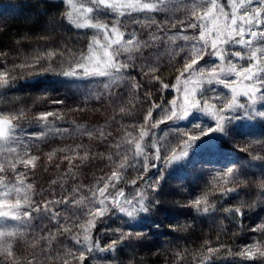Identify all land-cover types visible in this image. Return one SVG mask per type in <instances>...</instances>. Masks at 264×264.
I'll return each instance as SVG.
<instances>
[{
    "label": "snow or ice",
    "instance_id": "6c2138e0",
    "mask_svg": "<svg viewBox=\"0 0 264 264\" xmlns=\"http://www.w3.org/2000/svg\"><path fill=\"white\" fill-rule=\"evenodd\" d=\"M62 3L67 5L64 17L69 24L77 29L91 28L101 33L102 38L94 35L86 52L69 60L67 68L59 72V75L70 79L107 78L108 82L103 85L105 93L97 94L96 98L99 99L101 95L112 98L109 103L117 105L113 108V120L116 115L133 114L136 106L134 101L140 97V90L144 87L132 72L139 73L141 80L148 84H157L156 91L161 96L157 102L152 99L151 91L143 92L145 102L149 104L143 121L138 124H122L119 130L123 134L115 142L109 140L112 132L106 131L107 123L86 131H81L83 125H77V131L82 135L106 144L108 149L115 151L93 152L87 145L77 144L73 148H59L45 153L46 162L53 161L57 152L63 154L60 163L65 160L68 162L67 170L60 177L61 191L57 194L56 189L49 188L48 196L38 191L34 182H29V176L35 174L41 156L34 154L17 134V122L24 113H0V264H22V261L23 264H96L97 253L114 255L117 247L125 243L132 247L146 233L131 228H112L108 221L116 213L127 217L128 222L136 221L141 218V214L150 213L160 203L159 197L150 199V193L162 191V182L165 180L163 170L149 182L146 176L150 169L163 163L166 170L173 162L186 157L188 148L196 141L212 134L226 135V126L234 121L264 120V110L259 107L264 106V0H227V11L221 0H199L183 5L184 17H177L171 22L158 21L155 15L150 14L173 11L172 0H62ZM174 10L180 11L181 8L176 7ZM94 13L112 14L117 19L105 20L103 16L97 17ZM133 13L143 14L141 17H133L131 23L146 31V37H142L136 29L127 31L119 19ZM177 25L181 26L180 31L172 32ZM188 29L197 30L198 34H187ZM178 41L184 43L177 46ZM161 45L164 47L161 48ZM233 47L245 51L232 50ZM3 55L6 53H0V56ZM56 55L63 57L65 53L47 50L36 56V62L40 59L51 61ZM68 56L74 57L75 54L69 51ZM165 56L168 64L180 57L179 63L173 66L178 73L176 84H183L180 88L171 86L177 95L166 103L163 94L169 90L170 85L157 75L163 67L161 61ZM205 57L215 58L217 62L208 65ZM245 59L247 64H238L237 61ZM34 66L28 63L18 65L20 68ZM229 76L235 79H228ZM241 77L249 83L238 87L236 85ZM16 79V75L10 71H0V89L12 86ZM214 84L222 85L231 94L207 95ZM122 87L129 94L126 103L124 92L117 95V90ZM240 97H244L243 102ZM52 103L63 104L64 101L53 100ZM154 112H157L156 118H153ZM203 117L211 118L215 126L205 127ZM62 119L63 116L56 111L35 115L34 120L44 131L35 133L34 138L43 140L49 132H67L66 128L54 127L55 120ZM182 121L187 122L185 128L173 129L186 137L182 140L183 150L177 154L175 148L157 141L153 130L162 124L171 122L176 125ZM149 136L153 139L145 144V138ZM124 145L129 147L121 151ZM35 147L38 149L39 145ZM247 150V147L241 148V151ZM97 157L107 159L109 163L106 167L110 171L99 176L87 186L86 191L81 184H76L70 190L64 188L67 178L75 180L81 165ZM252 158L264 160V155L255 154ZM77 160L80 163L74 164ZM60 163L56 164V168L60 167ZM130 168L137 169L138 174L134 179L127 180ZM44 170L47 171V167ZM138 180L143 181V184L130 196L125 194L123 188H117L122 182L135 187ZM57 183L56 179L51 181L52 185ZM247 186V181L240 177L238 169L229 167L213 177L211 191L226 197ZM258 188L260 195L252 202L240 200L234 207L222 209L234 215L239 228L244 227L246 211L255 210L257 202L261 210H264V181L258 184ZM209 194L205 192L183 206L192 208L198 214L215 212L216 203L209 201ZM36 196L41 199H35ZM234 198L239 199V196ZM9 221L15 223L10 224ZM49 224L53 227H48ZM248 231L264 233V223L256 224ZM96 232L114 233L116 238L101 246L100 239H94ZM64 236L73 243L61 250L58 245L62 242L58 241V237ZM18 241L30 250L27 256L17 255L14 245ZM225 247H207L203 260L211 262L220 249ZM225 254L238 256L244 261H264V236L243 246L236 253H232L229 248ZM176 256L179 259L181 254L176 253Z\"/></svg>",
    "mask_w": 264,
    "mask_h": 264
},
{
    "label": "trees",
    "instance_id": "16d2710c",
    "mask_svg": "<svg viewBox=\"0 0 264 264\" xmlns=\"http://www.w3.org/2000/svg\"><path fill=\"white\" fill-rule=\"evenodd\" d=\"M222 1L226 4V0H221V3H223ZM193 2H199V0H172L173 11L152 15H155L158 21L168 20L171 22L177 17L183 18L185 15L183 5H190ZM176 7H180L181 10L175 11ZM65 11H67V5L62 3V0H0V53H6V55L0 56V71L8 70L17 77L12 82V86L0 89V113L16 114L23 112L24 116L17 122L19 124L18 129L27 132L41 128L34 120L35 115L46 111H56L63 116V119L55 120L54 124L61 129H68L64 133L48 135L43 140L34 137L24 140V143L31 147L34 154L41 156L40 162L37 164L38 168H36L39 171L35 170L36 173L29 176V182H34L36 189L43 191L45 196L49 195L47 191L49 188H55L59 194L61 191L59 186L62 182L60 177L68 166L66 160L60 163L62 153L57 152L56 158L50 163L46 162L45 153L59 148H73L77 144L87 145L93 152L115 151V149H108L106 144H101L95 139L90 140L86 135H82L81 132L77 131V125H83L81 131H86L107 123L106 131L112 132L109 140L115 142L123 134L119 130L122 124H138L143 121V116L149 106L145 102L146 98L143 96V92L151 91L152 99L157 102L161 96V93L156 91L157 84H148L141 80L139 73L132 72L131 74L135 75L137 80L144 84V87L140 90V97L134 101L136 106L133 109V114L116 115V119L113 120V108L117 105L109 103L112 98L106 97V95H101L99 99L96 98L97 94L105 93L104 87L94 86L93 83L86 84L84 82L83 84L81 82L84 80L70 79L59 75V72L67 68L69 60H74L78 58L81 52H86L91 38L96 36L95 31L87 28L77 29L74 25L69 24L64 17ZM142 15L132 14L129 19ZM109 19L107 17L105 20ZM129 24L131 28L144 33V37L147 36V32L140 29L139 25L123 23V26L130 28ZM180 29L181 26L177 25L171 31L178 32ZM187 34L198 33L197 30L188 29ZM42 37H46V39H42ZM183 43V41H178L177 46ZM163 47L164 45H161V48ZM47 50L63 51L65 55L63 57L56 55L51 61L40 59L37 63L36 56ZM69 51L75 56L69 57ZM167 59L165 56L161 61L163 67L157 73L165 83L170 85L169 90L163 94L165 103L175 96V91L172 90L171 86H177L176 77L178 73L173 65L179 63L180 57L172 64H168ZM205 60L208 65L217 62L215 58L205 57ZM237 62L239 64V61ZM25 63L35 66L18 67V65ZM244 63L245 61L242 65ZM205 88H208V85H205ZM120 92L125 93L124 100L126 103L129 94L124 87L117 90V95ZM216 93L222 96L231 94L228 89L216 84L212 85L206 94ZM53 100H63L64 103L53 104ZM240 100L243 102L244 97H240ZM77 108L82 109V111H73ZM157 112L153 113V118H156ZM202 122L205 127H212L215 124V121H207L205 118H202ZM186 125L187 122L184 121L176 125L171 124V122L162 124L153 130L155 139L161 141L163 145L175 148L179 154L184 148L182 140L186 137H182L173 129H183ZM128 130L134 131L131 128ZM226 132V135L212 134L210 137L196 141L191 148H188L186 157L173 162L166 170H164L163 163H158L157 168L150 169L146 176L149 182L161 174V170H163L162 174L165 180L162 182V191L150 193V199L159 197L160 203L150 213L141 214V218L136 221L128 222L127 217H122L119 213L114 214L108 221L112 228L120 227L125 230L131 228L143 231L146 233L145 237L135 241L132 247H128L127 243L119 245L114 255L97 253L96 264H264L262 260L244 261L238 256L225 254L229 248L232 253H236L243 246L264 236V233L248 231L254 225L264 223V210H261L260 203L257 202L255 210L246 211L243 228L237 226L234 215L222 211L223 208L234 207L240 200L250 203L257 195H260L258 184L264 181V160L253 159L252 155H264V120L236 124L227 127ZM152 139V136L146 137L144 143L147 144ZM36 145H39L38 149L35 147ZM213 145L225 155L215 160L204 158L206 152ZM127 147L129 146H122L121 151ZM245 147L248 150L241 151V148ZM147 150L153 151L152 149ZM161 154L163 157V147ZM57 163H60L59 169L56 168ZM78 163H80L79 160L74 161V164ZM108 163L106 158L97 157L94 160H89L77 170L75 180L67 178L69 183H64V188L70 190L71 186L81 184L85 186L86 191L87 186L94 183L105 172L110 171L106 167ZM44 167H47V171L44 170ZM229 167L238 169L240 177L247 181L248 186L240 188L238 193L222 197L219 192L211 191L212 180L217 173H221ZM137 174V169L130 168L126 179H134ZM9 179L11 180V176ZM39 179L41 183H39ZM53 179L58 181L56 185L51 184ZM44 182L46 185L43 184ZM142 184L143 181L138 180L136 186L133 187L122 182L117 185V188H123L125 194L130 196ZM205 192L210 193L209 201L216 203L217 211L198 214L192 208L183 206ZM237 195L239 199L234 198ZM35 199L39 200L41 197L36 196ZM75 211L81 210L76 209ZM36 223L38 224L39 221ZM48 227H53V225L49 224ZM96 238H99L101 246H104L116 236L110 232H96L94 239ZM58 241L62 242L58 245L61 250L66 246H72L73 243L67 236L58 237ZM206 241L210 243L206 244ZM17 243L14 245L17 255L27 256L30 250L26 249L22 242L18 241ZM219 245L226 247L221 248L211 262L204 261L205 249ZM176 253L181 254L179 259ZM53 264H59V262H53Z\"/></svg>",
    "mask_w": 264,
    "mask_h": 264
},
{
    "label": "rangeland",
    "instance_id": "374dc122",
    "mask_svg": "<svg viewBox=\"0 0 264 264\" xmlns=\"http://www.w3.org/2000/svg\"><path fill=\"white\" fill-rule=\"evenodd\" d=\"M222 2H223V4H224V1H222ZM225 6H226L225 10L227 11V10H228V9H227V0H226V4H225ZM136 14H139V13H133V15H136ZM94 15H96L97 17H101V16L104 17V16H105L103 13H94ZM150 15H152V14H150ZM111 16H113V17H111ZM107 17L110 18L109 20L117 19V17H115V16L112 15V14L106 15V16H105V19H106ZM119 19H121V20H122V23H125V24L131 23V20H132V19H129V16H128V15L124 16L123 18H119ZM129 26H130V24H129ZM82 29H85V28H82ZM87 29L94 31V30L91 29V28H87ZM126 29H127V31H132V30H133V28H131V26H130V28H129V27H126ZM141 35H142V37L145 36L144 33H141ZM96 36L102 38V34H101V33H96ZM227 47H232V45H228ZM232 50L242 51V52L245 51L244 49L239 48V47H233ZM233 59L235 60L236 58H233ZM243 61H245L244 64L247 63V59H245V60L239 61V64L242 65ZM228 79H235V77H234V76H229ZM81 80H84L83 82H81V83H83V84H84V82H85L86 84L93 83L94 86H97V87H98V86H102V87H103V85H104L105 83L108 82L107 78H105V77H88V78H84V79H81ZM247 83H249V82H248V81H245V80L241 77L240 80H239L238 85H236V86H238V87H243V86H245ZM176 87H177V88L183 87V84L181 83V84L177 85ZM175 95H177L176 92H175ZM259 107H261V110H264V106H259ZM203 118L207 119V121H210V120L213 121V120H212L211 118H209V117H203ZM251 121H253V120H251ZM251 121H249V120H245V119L237 120V121H234L233 123L227 125L226 128H227V127H230V126H233V125H236V124H244V123L246 124V123H250ZM214 126H215V124H214ZM54 127L59 128V127L56 126L55 124H54ZM41 131H44V129H43V128H37V129L34 130V131H27V132H26V131H22L21 129H17V134L20 135L21 138H22V140L24 141L26 138L34 137V134H35V133H39V132H41ZM28 132H29V133H28ZM53 133H55V132H49L48 135H53ZM223 155H225V154H222L221 152H219V150L217 149V147L213 145V146H211V147L209 148V150L206 152V154L204 155V158H206V159H210V160H215V159H217V158H221V157H223ZM6 182H7V181H6ZM110 191H111V189H110ZM9 223L12 224V223H15V222L9 221Z\"/></svg>",
    "mask_w": 264,
    "mask_h": 264
},
{
    "label": "bare ground",
    "instance_id": "6f19581e",
    "mask_svg": "<svg viewBox=\"0 0 264 264\" xmlns=\"http://www.w3.org/2000/svg\"><path fill=\"white\" fill-rule=\"evenodd\" d=\"M114 135H115V134H114ZM101 161H102V160H101ZM39 162H40V161H39ZM39 165H40V164H39ZM65 165H66V164H65ZM44 166H45V165H44ZM42 167H43V166H42ZM99 167H100V166H99ZM99 167H97V168H99ZM37 168H38V167H37ZM44 168H45V167H44ZM107 168H108V167H107ZM107 168H106V169H107ZM40 169H42V168L40 167ZM58 169H59V168H58ZM106 169H105V170H106ZM55 170H56V168H55ZM55 170H52V171H55ZM65 170H66V169H65ZM81 170H82V169H81ZM93 170H94V169H93ZM36 171H39V170L36 169ZM36 171H35V173H36ZM82 171H83V170H82ZM82 171H81V172H82ZM89 171H90V170H89ZM42 172H44V171H42ZM61 172H62V170H61ZM63 172H65V171H63ZM63 172H62V173H63ZM95 172H96V171H95ZM38 173H39V172H38ZM45 173H47V172H45ZM57 173H58V172H57ZM57 173H56V174H57ZM47 174H48V173H47ZM85 174H86V173H85ZM85 174H84V175H85ZM93 174H95L94 171H93ZM37 175H38V174H37ZM52 175H54V174H52ZM58 175H59V174H58ZM30 176H31V175H30ZM32 176H33V175H32ZM60 176H61V175H60ZM82 176H83V175H82ZM87 176H88V174H87ZM87 176H86V177H87ZM38 177H39V176H38ZM45 177H46V176H45ZM30 178H31V177H30ZM36 178H37V176H36ZM41 178H42V177H41ZM69 178H70V177H69ZM32 179H33V178H32ZM45 179H46V178H45ZM47 179H50V178H47ZM34 180H36V179H34ZM39 181H40V179H39ZM60 181H61V180H60ZM35 182H36V181H35ZM45 182H46V181H45ZM45 182H44L43 184H45ZM39 183H41V181H40ZM67 183H69V182H67ZM43 184H42V185H43ZM72 184H73V183H72ZM45 185H46V184H45ZM68 185H69V184H68ZM47 186H48V185H47ZM47 186H46V187H47ZM50 186H51V185H50ZM58 186H59V185H58ZM53 187H54V186H53ZM59 188H60V186H59ZM71 188H72V186H71ZM54 189H55V188H54ZM38 191H39V190H38ZM45 191H46V190H45ZM17 244H18V243H17ZM22 246H23V245H22ZM20 250L22 251V249H20Z\"/></svg>",
    "mask_w": 264,
    "mask_h": 264
}]
</instances>
